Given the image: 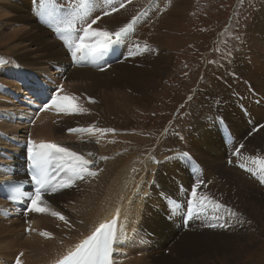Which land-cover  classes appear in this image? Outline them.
Here are the masks:
<instances>
[{
  "label": "rangeland",
  "instance_id": "374dc122",
  "mask_svg": "<svg viewBox=\"0 0 264 264\" xmlns=\"http://www.w3.org/2000/svg\"><path fill=\"white\" fill-rule=\"evenodd\" d=\"M12 1L21 2L25 7L31 8V13L36 14L38 18L37 23L49 31L48 35L52 39L61 44L69 39V34L63 31L62 21L69 18L67 14L74 11L73 4H78L79 0H57L55 5L48 2L41 4L40 0ZM120 2L121 0H90L84 9H80L82 19L77 20L76 27H83L84 21L91 22L98 15L101 22L103 18L121 14L125 10H132V13L124 14L123 19L119 15L115 19L116 28L132 21L134 16L138 17L133 28L125 35L126 38L120 44L116 43V56L107 68L108 73L117 78L114 83L121 82V85L127 86L129 77L124 76V71L129 67L135 71V76L140 82L141 78L153 79L145 88L155 83L154 88L147 94V104L140 107L141 109L131 105V114L116 118L126 121L131 119L133 123L132 131L119 133L116 141L123 144H118L122 148L119 150L134 148L137 156L154 157L155 165H161L166 182L165 193L156 194L150 200L149 210L158 208L161 197L165 195L166 208L163 216L166 217L167 226L164 237H178L179 240L187 237L196 244L191 254L187 255L186 264H264V164L261 163L264 161V147L258 145L257 141H251V138L259 135L264 128V61H259L256 57L254 61H257L258 70L254 71L253 67L246 65L243 72L245 75L242 77H239L238 72L226 70L228 65L239 57L240 48L245 44L250 30L254 28L258 14L263 13L264 21V0H131L130 3L125 0L126 7L110 15H103L102 9H108L111 5L119 7ZM169 16L173 18L169 20ZM2 18L8 20L9 17L7 15ZM20 23L25 24L21 21ZM12 25L5 33L9 34V31L13 30ZM91 26L99 28L93 24ZM20 27L16 24V28ZM140 28L142 29L138 32ZM76 35H82V32ZM58 36L63 37V40ZM261 47L264 50V44ZM0 48H4V45H0ZM70 52L69 59H72ZM47 66L60 71L57 76L61 75V64L51 61ZM72 66L73 63H69L68 68L76 70L75 67L71 68ZM36 70L38 73L42 71ZM228 73H233L230 76L231 83L235 84L237 79L239 84H242L241 88L235 91L239 99L233 110L237 126H249L243 137L237 132L233 133L236 140L228 126L229 121L225 120L226 117L208 101H201L202 94L207 96L220 91L222 86L218 83L225 84ZM257 75H260V79H256ZM60 79L61 85L68 86V79L65 80L62 76ZM72 86L73 92L80 89L78 86ZM53 88L56 92L59 91L56 85ZM99 93L96 90L90 95L84 92L81 101L73 99L70 94L65 97L66 101L70 98L69 103L72 102L71 98L73 99L71 105H79L77 102L82 105L77 106L74 110L76 111L79 107L85 109L83 106L96 105V100L101 96ZM20 98L26 103V97L21 95ZM46 99H42L40 103L42 112L46 109L43 107L45 104L52 105L51 97L50 100ZM27 106L37 107L33 104ZM47 108L49 115H54L64 111L65 107L63 110L52 106ZM35 110L39 112L37 108ZM79 118V123L88 120L86 114H81ZM31 120L32 118L29 122ZM81 126L85 129L90 127L87 124ZM263 136L264 133L261 137ZM173 138H179L178 141H182V145H175ZM117 148L118 146L113 147L118 150ZM171 149L174 151L172 155L169 153ZM19 152L22 155V152ZM9 157L6 155V158ZM20 165H23V161ZM163 176L158 175L161 180ZM227 190L233 192V197L229 196L231 193L226 192ZM46 193L45 190L43 194ZM73 199H69L71 203L64 206L60 204L62 202L58 203L56 212L36 213H42L56 221H64L53 213L58 211L64 217L70 218L73 212L70 208L77 202L76 198ZM193 204L196 207H193ZM40 205L42 202L37 204L41 207ZM68 205L69 208L66 207ZM31 208L32 203L28 204L27 208H22L19 213V229L24 233L30 232V226H23L27 216L37 215ZM8 219L0 218V229L3 230L0 235L5 233L6 227L2 221L6 223ZM26 224L28 225V221ZM75 235V239L77 235L80 237V234ZM161 253L173 261V252L168 246L161 249ZM3 255L2 260L5 263V252ZM133 258L135 261L137 256Z\"/></svg>",
  "mask_w": 264,
  "mask_h": 264
},
{
  "label": "bare ground",
  "instance_id": "6f19581e",
  "mask_svg": "<svg viewBox=\"0 0 264 264\" xmlns=\"http://www.w3.org/2000/svg\"><path fill=\"white\" fill-rule=\"evenodd\" d=\"M1 2L3 4L0 3V7L3 9H0V45L3 44L4 48H0V184L5 180L27 179V166L31 155L29 149L32 147L30 141H35L36 144L55 143L60 147L69 148L92 163L86 166L87 172L80 173L84 177L80 179L70 170L68 164L64 161H56L55 173L50 180L55 190H52L51 187L42 190L36 204L42 202L45 212H56V206L60 202H62L60 203L63 204L62 206L71 203L69 199L76 198L77 202L75 204L72 202L71 217L65 216L66 220L64 221L50 219L51 217H45L42 213L35 212L37 215H28V225L25 220L23 226H30L29 233H24L21 228L19 229L21 220L19 213L22 208H27V205L32 201L26 203L24 207H20L5 201L0 194V218L4 220L12 218L8 219L6 223L2 221L6 227L5 233L0 235V264H16L17 258L22 264H54L69 249H73L95 231L101 223H107L113 219L117 222L118 230L113 264H186L187 255L191 254L196 244H193L187 237H182L180 240L178 237H164L163 234L167 226L166 217L163 216V211L166 208L165 195L161 197L158 208L149 210L148 207L150 200L156 194L165 193L166 182L162 175L161 165L159 164L158 167L155 165L154 157L137 156V151L134 148L119 150L122 148L118 144L122 143L116 141L119 133H129L133 130L131 119L126 121L119 118L118 121L116 118L131 114V105L140 108L147 104V94L154 88L155 83L148 88L145 87L153 79L141 78L140 82L139 78L135 76V71L129 67L126 72L124 71V76L129 77L127 86L121 85V82L114 83L117 78L108 73L107 66L113 62L112 59L116 56V43L106 48L110 54L98 64H92L90 61L83 62L81 52L77 54L76 59H73L70 52L72 59H69L68 52L71 49L66 47L68 40H65L67 42L63 41L65 43L63 45V43L52 39L48 35L49 31L37 23L38 18L36 14L31 13V8L25 7L18 1L2 0ZM262 9L264 12V2ZM127 13H132V10H125L121 14L103 18L101 22L99 20L93 25L99 28L106 27V29L109 27L107 31L114 32L119 29L116 28L115 19L119 15L123 19V15ZM7 15L8 20H3L2 16L6 17ZM172 18V16L168 17L169 20ZM16 24L21 27L16 28ZM11 25L13 30L9 31V34L5 33V30ZM262 25L264 26L263 13L262 15L258 14L253 25L254 28L250 30L245 44L240 48L239 57L228 65L227 71L238 72L240 73L239 77H242L245 75L243 72H245L246 65L253 67L254 71L258 70L257 61L254 59L257 57L259 61H264V50L261 47L264 44ZM124 38H126L125 35L120 39L119 44ZM11 39L13 40L10 43ZM85 42L91 43L87 40ZM93 52L95 51H90V53ZM51 61L61 64V75L57 76L60 71L58 72L55 68H48L47 65ZM69 63H73L71 68L75 67L76 70L69 69ZM158 67L161 68L159 65ZM36 69H42L41 73L36 72ZM232 74L228 73L225 77V84L218 83L222 86L220 91L207 96L202 94L201 101H208L222 116L226 117L225 120L229 121L228 126L236 140L233 133L237 132L239 136L243 137L249 126L243 124L244 130L239 126L240 131L237 119L233 115V110L237 106L236 101L239 102L235 91H238L236 89L241 88L242 84H239L237 79L235 84L231 83L230 76ZM44 75H47L48 78ZM61 76L65 77V80H69L68 86L61 85ZM257 77L256 79H260V75ZM54 85L59 91L56 92V89L53 88ZM72 85L78 86L80 89L73 92ZM95 90L101 95H99L100 99L96 100L97 104L83 106L85 109L79 107L74 111L77 106L82 105L78 102L79 105H71L74 102L73 99L81 101L84 92L90 95ZM50 94H57L61 97L70 94L73 99L71 98V103H69L70 98L68 101L61 100V104L65 107L64 111L49 115L50 112L47 110L49 108H44L45 111L42 112L40 103L42 99L47 98L46 100H48L50 97L51 99L57 97ZM21 95L27 98L26 103H23ZM28 104L37 107L27 106ZM49 106L56 107L55 105ZM36 108L39 112L35 110ZM81 114L87 115L88 120L85 123H79ZM30 118H32L31 123L29 122ZM83 124L90 126L87 131H81V129H85L81 126ZM69 129H77V131L70 132ZM263 133L264 128L259 135H254L251 141H257L258 145L264 147V136L261 137ZM122 136L129 137V135ZM178 140L179 138H173V143L182 145V141ZM125 142L128 143L127 140ZM218 144L219 142L216 146ZM114 146H118V150L113 149ZM172 149L169 151L171 155L174 152ZM19 151L22 152V155ZM195 151L191 152L195 153ZM6 155L10 157L6 158ZM102 157H106V159H102ZM22 161L23 165L21 166ZM2 163L6 165L3 166ZM207 164L209 166V163ZM90 173H96V175ZM158 175L163 176L162 180ZM155 183L157 184L155 185ZM247 185L246 183L245 186ZM45 190L47 191L46 195L43 194ZM230 190L226 192H230L229 196H232L233 192ZM79 196L81 197L79 198ZM234 197L236 196L234 195ZM42 205L40 206L42 207ZM66 207L69 208V205ZM117 209H119L118 218L116 217ZM2 231L0 229V234ZM44 233L51 235L46 236ZM75 234H80V237L77 235V239H75ZM165 246L172 250L173 261L168 260L161 253V249ZM154 249L157 251H153ZM4 252L5 263L2 260ZM134 256H137L135 261L133 260Z\"/></svg>",
  "mask_w": 264,
  "mask_h": 264
},
{
  "label": "snow or ice",
  "instance_id": "6c2138e0",
  "mask_svg": "<svg viewBox=\"0 0 264 264\" xmlns=\"http://www.w3.org/2000/svg\"><path fill=\"white\" fill-rule=\"evenodd\" d=\"M40 2L41 4L48 2L55 5L57 0H40ZM128 2L130 3L131 0H128ZM88 3H90V0H79L78 4L74 3V11L67 14L69 18L62 21L64 26L63 31L67 32L70 37L68 39V47L71 49L73 59H76L77 54L84 50L99 51L100 49H105L118 43L120 39L133 28V24L138 19V17L134 16L129 23L123 25L114 32H109L107 30H100L99 28H92L91 25L101 18L98 15L96 19L91 20V22L84 21V26L77 28V20L82 19L80 9H84ZM124 7H126L125 0H121L119 7L111 5L108 9H102V12L103 15L107 16ZM85 15H87V13H85ZM81 32L82 35H76ZM86 40L91 43H86ZM66 99L67 97L58 95L51 100V104L63 110L64 106L61 104V100ZM43 107L47 108L49 105L45 104ZM87 130L88 129H81V131ZM69 131H77V129H69ZM30 143L32 144V147L29 149V152L32 154V180H34L37 185L35 195L32 199V208L30 210L44 212L45 209L37 206L36 201L40 199L41 192L45 188L51 187L52 190H55L54 186L51 185L48 171L52 162L54 160L64 161L68 164L70 170L80 179L84 178L80 173L87 172L88 169L86 166L92 162L86 160L83 156L69 148L60 147L55 143L41 142L36 144L35 141H30ZM102 159H106V157H102ZM261 163L264 164V161H261ZM90 174L96 175V173ZM193 196H195V193H193ZM193 207H196V205L193 204ZM53 215L58 216L61 220H66V218L58 212L53 213ZM116 217H119V209L116 210ZM212 226L216 227L217 225ZM44 235L49 236L51 234L44 233ZM116 241V221L113 219L110 223H101L90 236L82 240L73 249H69L61 259L55 262V264H112L109 258ZM21 255L23 254L21 253ZM16 264H22L19 258H17Z\"/></svg>",
  "mask_w": 264,
  "mask_h": 264
}]
</instances>
